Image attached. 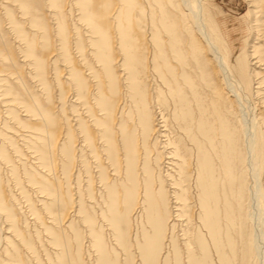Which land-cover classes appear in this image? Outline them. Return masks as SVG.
I'll use <instances>...</instances> for the list:
<instances>
[{"label": "bare ground", "instance_id": "obj_1", "mask_svg": "<svg viewBox=\"0 0 264 264\" xmlns=\"http://www.w3.org/2000/svg\"><path fill=\"white\" fill-rule=\"evenodd\" d=\"M241 1L245 10L234 17L218 0H0L4 18L23 42L22 61L46 99L45 74L52 67L58 97H71L70 112L81 111L80 105L87 112L92 106L102 111L103 116L91 112L90 117L107 143L104 150L115 163L120 148L125 157L121 188L131 209L126 225L139 209L154 232H145L144 239L150 236L161 249L166 218L173 224L174 216L185 217L180 242L185 260L177 249L176 264H201L195 251L204 252L205 246L206 258L215 257L216 264H264V0ZM71 10L83 35L68 19ZM14 11L25 15L32 30ZM5 30L0 27V102L12 105L8 112L18 123L23 121L15 109L21 108L28 118L24 125L39 131L26 134L39 164L53 171L59 153L65 174L73 159L70 138L93 144L97 131L80 112L73 124L60 121L62 116L31 91ZM147 76L156 78L152 90ZM149 139L165 148L158 149V162L150 157ZM8 157L0 145V158ZM40 176L41 189L56 194V177ZM116 188H110L114 197ZM2 202L0 189V210L6 208ZM194 205L197 225L190 230ZM128 232L122 234L125 239Z\"/></svg>", "mask_w": 264, "mask_h": 264}, {"label": "rangeland", "instance_id": "obj_2", "mask_svg": "<svg viewBox=\"0 0 264 264\" xmlns=\"http://www.w3.org/2000/svg\"><path fill=\"white\" fill-rule=\"evenodd\" d=\"M218 2L224 6L229 15L234 17L240 16L245 10V5L241 0H218ZM235 7L239 8V10L237 12H232ZM15 12L16 11H14L13 14ZM74 13L75 12L71 10L70 15H67L71 23L75 25L76 23L73 21V17H71ZM4 16L3 10L0 9V27L3 30L6 28L5 32L8 36V40L11 42L14 48L13 50H15L16 53L18 52L17 54L15 53L17 56V65L25 72V81L31 91L37 96H40L42 101L44 99V104H49L53 114L56 115L58 112L60 115L57 114L56 116L58 118L62 116L60 121L66 118L69 119L70 124H73L76 119L75 112H80V116L86 117V121H90V125L93 127L94 132H97L93 134V144L91 142L89 143L90 145H86L81 138H77L73 141L75 139L73 135L67 144L73 156L72 160H68L67 165L69 166L67 172L63 174L62 161H65V158L60 156L59 153L55 156V159L57 158L56 167L53 171H49L46 165L39 164L38 159L35 158L36 153L34 149H32V145L26 140V134H28L29 131H34L36 133L39 131L32 130L24 125L28 118L21 115L22 112L19 111L21 108L17 107L18 109H15L16 114L23 121L18 123L12 115L9 114L10 112H8L12 105L7 104V106L3 102H0V145L2 147L4 146L9 156V160L0 158L2 206L6 207L0 210V264H176L175 255L177 249H180V251L182 250L181 257L183 256L184 261L185 253H183V249L181 248H184V244H182L183 239H181V231L186 225L185 217H181V214H179L180 217L174 216L172 218L173 224L171 220L169 221L166 218L165 222L167 225L163 230L165 239L163 238L161 249L159 243V247H156V244L149 238L150 236L144 239L146 233V235H151L154 232L151 231L150 224L145 222V218L143 219V217L140 216L139 209L135 211L133 218L130 219L131 227L126 225L125 219L127 212L131 211V209L125 207L126 200L124 198L123 189L121 188L125 175V166L123 165V159L125 157L120 148L118 156L120 154V157L121 155L122 157L117 159V161L120 162L115 163V161L113 162V158L105 152L104 148L107 143L100 135L101 133L98 131L99 127L95 125L94 122L92 123L91 118L93 117H90L91 112L96 115L95 117L103 116L101 114L102 111L99 110L98 107L95 109L96 107L92 106V111L89 110L87 112L85 105H80L77 106V109H81V111L77 110L75 112H70L71 110H68L67 104L71 97L66 94L60 98L58 97L57 80H55L54 69L52 67H48L46 69L48 73H46L47 75L45 74V78L49 82L48 91L50 101L47 100L48 98L46 99V96L42 94L40 83L36 81L32 76L33 74L30 72L31 67L25 65L24 61H22L24 58L22 53L23 42L15 38L14 31L10 28V24ZM14 16L17 20L20 17L19 22L23 27L25 26L26 30H28V27H30L28 31L32 30L31 26L25 23V15L23 17V14L16 12ZM76 25L81 29V34L82 32L84 34L85 32L81 25L78 23ZM68 34L69 37H71L70 34L73 35V32L70 30ZM85 36L86 34L84 37ZM72 46H74L73 43H70L69 48L72 49H70V51L76 54V50ZM88 47L86 46L85 50L90 48ZM236 48L237 52L240 51L242 53L244 51L241 45H238ZM239 48H241L242 51L239 50ZM52 56H50L48 60L50 59L51 61L49 60V62H52L53 59V63L57 66L58 62H56L55 56ZM3 67L6 68V66ZM27 73L29 75L31 74L30 76L35 80ZM56 79L61 78L58 77ZM147 79L150 80L151 78L147 76ZM94 80L96 81L94 77H91V80L89 79L91 85L95 84ZM155 83L156 78L155 80L149 81L148 86L151 90L154 88ZM3 96L8 97L7 94ZM1 99L3 100L0 89V100ZM61 106L63 110L60 109ZM153 107L154 105H152V108ZM165 108H167L166 105ZM167 111H169V109ZM133 116L134 114L129 117L128 123L133 121ZM84 117L83 119L85 120ZM94 135H96V137ZM95 138H99V140L97 139V141ZM151 140L149 139V146H153V150L155 151H150V157L152 158V156H155L156 160L154 161L158 162L160 161L159 158L157 160V154L159 155L158 149L163 151L165 148H159L157 142L154 141L153 143ZM10 142H12V144H10ZM81 143H83L84 146L81 145ZM93 153L95 154L93 155ZM81 160L84 162H81ZM157 162H155L156 167L158 164ZM116 165L119 166L117 167ZM29 173L32 174L34 179H32V177L30 178ZM40 175L50 178L51 180L56 179L55 181H57L58 184V188L55 191L56 194L51 195L41 189L39 182L40 180L42 181V178ZM47 178L45 179L47 180ZM194 181L195 180H192L194 186L192 189L193 193L197 195L198 187H195ZM112 186L118 188L116 197H114V194L112 195L110 193V188ZM194 206V221H191L188 225L190 230L196 228L195 225H197L198 207L196 205ZM5 214H11L13 216L12 220L5 219ZM127 230L130 231V233ZM127 232L129 237L125 239L122 234H127ZM181 241L182 243H180ZM151 245H154V248H158L160 251H151L148 248ZM203 246H205V244ZM196 250V260L200 261L201 264H216L215 257L211 256L210 259L206 258V254L204 253L208 251L207 255H210L209 250H206V246L204 252L197 248Z\"/></svg>", "mask_w": 264, "mask_h": 264}]
</instances>
